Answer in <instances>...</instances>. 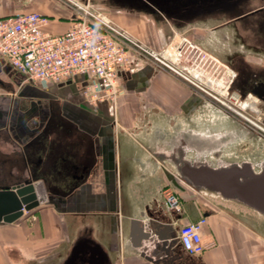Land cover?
I'll return each instance as SVG.
<instances>
[{
  "label": "crops",
  "instance_id": "1",
  "mask_svg": "<svg viewBox=\"0 0 264 264\" xmlns=\"http://www.w3.org/2000/svg\"><path fill=\"white\" fill-rule=\"evenodd\" d=\"M84 1L157 41L147 14L163 16L151 10L153 0ZM32 10L49 15L53 34L64 32L75 13L63 0H0V18ZM118 75L116 101L91 103L88 74L43 86L0 57V180H6L0 185L39 178L50 196L0 223V264L3 244L20 248L29 264H62L86 237L107 252V264H264V214L214 197L180 170L183 161L200 162L207 153L205 143L188 137L208 126L200 117L204 94L151 59L130 57ZM170 187L181 197V212L167 207ZM202 217L206 247L191 254L179 243V225ZM150 222L176 240L168 254L144 239L155 230Z\"/></svg>",
  "mask_w": 264,
  "mask_h": 264
},
{
  "label": "built area",
  "instance_id": "2",
  "mask_svg": "<svg viewBox=\"0 0 264 264\" xmlns=\"http://www.w3.org/2000/svg\"><path fill=\"white\" fill-rule=\"evenodd\" d=\"M63 1L75 13L71 25L61 33L49 32L46 29L50 22L49 15L37 10L0 18V57L6 58L12 68L27 80L47 86L51 81L66 80L75 74L85 73L89 75L85 93L91 103L106 99L115 102L119 94V67L130 57H145L159 61L183 78L193 81L187 75L190 72L188 66L175 69L171 64L173 54L178 59L184 55L180 46H176L175 51L170 47L157 50L90 2ZM252 123L264 136V124L259 121ZM165 195L170 210H183L181 197L175 190L167 189ZM205 222L206 218L202 217L198 221L180 224L178 239L184 250L200 254L205 249Z\"/></svg>",
  "mask_w": 264,
  "mask_h": 264
},
{
  "label": "flooded vegetation",
  "instance_id": "3",
  "mask_svg": "<svg viewBox=\"0 0 264 264\" xmlns=\"http://www.w3.org/2000/svg\"><path fill=\"white\" fill-rule=\"evenodd\" d=\"M252 1L153 0L151 7L152 11L160 13V16H163L162 18L165 17L163 15L164 12L166 17L173 20L178 28L183 27L182 25L187 22H209L213 24L211 32L217 35V37L214 39L210 38L202 46L210 50L217 58L224 60L235 70L227 88L230 90L228 94L233 91L232 93H235L237 97L235 98V95L232 96L231 93L229 97L227 96V100L229 99L232 103L240 107H243L242 105L248 102L247 107L259 112L258 121L264 124V64H260V61H264V7L250 8L249 4ZM261 1L264 2V0ZM226 29L228 32H224ZM185 40L193 48H196V52L201 53L200 51L202 49L200 50L199 46L192 44V41L188 38ZM254 57L259 58V62ZM210 89L214 90L215 88L211 86ZM211 90L209 93L212 94ZM216 91L219 94L223 92L222 89H220V92L218 90ZM203 94L204 97H207L205 93ZM232 97L236 100L232 101ZM207 98L210 99L209 97ZM213 98L219 103L224 104L220 96ZM225 111L227 112V114L225 113L226 116L233 118L235 121L233 123L234 127L231 129L232 132L238 129L248 134L255 133L256 129L251 121L246 118V121L239 118L238 115L241 116V114L235 111L234 113L237 115L228 110ZM221 133L220 128L218 130H212L207 126L203 131L190 132L188 137L190 142L199 141L205 143L204 150H207V153L211 156L209 154L207 155L218 160L223 156L230 157L226 151L231 150L232 147L236 149L232 154L237 155V150H240L237 144L238 142L231 143V145L228 144L221 149L219 148L218 144L221 140ZM211 140L213 141V146H210ZM243 149L247 148H241V150ZM249 157V159H252V156ZM253 157L259 156L254 155ZM263 159L264 157L261 156L260 160ZM25 179L17 178L10 182L9 180L7 181L10 184H16L23 182ZM5 181L0 180V183H4ZM89 257V249L79 251L78 253L73 250L62 264H88Z\"/></svg>",
  "mask_w": 264,
  "mask_h": 264
},
{
  "label": "water",
  "instance_id": "4",
  "mask_svg": "<svg viewBox=\"0 0 264 264\" xmlns=\"http://www.w3.org/2000/svg\"><path fill=\"white\" fill-rule=\"evenodd\" d=\"M250 136L251 134L238 129L234 132L222 131L218 145L221 149L230 142L234 143ZM212 143L211 140L210 146H213ZM207 154L209 153L202 155L204 158L200 162H182L180 170L185 181L193 186L210 190L223 199L242 203L264 214V159H231L223 156L218 160ZM49 197L45 181L39 178H26L20 183L0 185V223L17 220L25 210L47 202ZM146 212L152 218L159 216L149 210ZM141 214L145 217V212ZM150 223L155 230L148 231L144 239L153 241L152 247L168 254L172 243L176 240L171 239L168 232L159 229L155 222ZM171 230H174V227ZM154 235L157 241L153 240ZM88 249L90 254L88 264H107L109 260L107 252L93 239L80 240L74 251L78 253Z\"/></svg>",
  "mask_w": 264,
  "mask_h": 264
},
{
  "label": "rangeland",
  "instance_id": "5",
  "mask_svg": "<svg viewBox=\"0 0 264 264\" xmlns=\"http://www.w3.org/2000/svg\"><path fill=\"white\" fill-rule=\"evenodd\" d=\"M261 6L264 7V2L261 0H253L249 4L250 8H258ZM142 14H144V12H142ZM156 14L160 15V13H157V12ZM147 15L150 17L149 20L147 21L149 22V25H151L152 27L151 29L149 28L148 32H150L151 36L155 37V41L157 40L156 42L152 40V42H154L153 43L154 45L147 42L148 40L146 41L142 39L140 35L134 32L133 30L125 26H122L120 24L119 25L126 28L127 30H129V32H131L138 39L147 43L148 45H150L151 47L157 50H161L164 47H170L171 50L175 51L176 46L181 47L182 53L184 55H182L178 59L177 57H175V54H173L171 64L175 67V69L176 68L180 69V66L183 67L184 65L188 66V68L190 69V72H187V75L190 76V78H192L193 81H189L183 78L175 70H172L164 66L159 61H156V62L161 64L163 67H165L167 70H169L173 74L179 76L186 82L198 88L202 93H205L206 96L210 98L208 99L207 97H204L205 98V108L202 113V116H200L202 122H205L206 125L208 126L215 125L216 127H219L221 132L222 131L230 132L232 127H234L233 123L235 121L233 118H228L226 116L227 112L225 110H228L231 113H234V111L237 113L240 112L244 116L238 115L239 118L245 120V118L247 117L248 120L250 119L251 122L252 121L258 122L259 112L254 111L247 106L244 107L243 106L244 104L242 105L243 107H240L232 103L229 99L227 100V96L229 97L230 94L233 92L232 91L230 94H228V91L230 90H228L227 85L230 79L232 78L235 70L224 60L217 58L210 50L202 46L205 41L207 42L208 40H210V38L214 39L215 37H217V35L211 32L212 26H213L212 23H209V22L207 23H201V22L188 23L187 22V23H184V25H182L183 27L178 28L173 20L166 17V14L164 12H163V15L165 16L164 18H155L153 17L152 13L147 14ZM224 32H228V30L226 29ZM184 38L190 39L192 41V44L194 45L196 44L197 46H199L200 50L202 49V51H200L201 53L199 54V52H196V48H193L189 44L188 41L186 42ZM249 57L251 58V56ZM255 58L256 57H254V59ZM145 59L147 60L149 58L144 57V60ZM256 59H257V62H259L258 60L259 58H256ZM260 64H264V61L263 62L260 61ZM195 76H197V78H195ZM211 86H213L215 89L211 90L210 89ZM118 89H119V85H118ZM220 89L223 90L222 94H219L216 91L218 90V92H220ZM210 90L212 94L209 93ZM209 94L212 95L213 97L220 96L224 104L219 103ZM231 95L234 96L235 93H232ZM235 100L236 99L232 97V101H235ZM256 131L255 133H252L249 138H243V139H240L239 141H236L235 143L238 142L237 144H238V147H240V150L243 147L247 149H243L241 151L237 150L238 152L237 155H234L232 153L236 151V149H234L235 147H232L231 150L229 149L226 151L228 155L230 156L229 158L231 159L248 158L249 159L250 158L249 156H252L251 157L252 160H260L261 156L264 157V136L257 129ZM229 145H231V142ZM254 155L259 156V157H253ZM173 188L174 187H170V189H173ZM213 196L218 197L219 199H222V200H226L218 195H213ZM2 247H3V254L5 256L4 258L5 264H29V261L27 262V259L25 258L23 259L20 248L16 246H12V245L4 246V244L2 245ZM53 262L54 260L48 259L46 264H52ZM31 263L36 264L37 261L33 260L31 261ZM41 263L44 264L43 261Z\"/></svg>",
  "mask_w": 264,
  "mask_h": 264
},
{
  "label": "bare ground",
  "instance_id": "6",
  "mask_svg": "<svg viewBox=\"0 0 264 264\" xmlns=\"http://www.w3.org/2000/svg\"><path fill=\"white\" fill-rule=\"evenodd\" d=\"M195 73H196V72H195ZM195 75H196V74H195ZM228 78H229V77H228ZM236 97H237V96L235 95V98H236ZM247 103H248V102H245L243 106H244V107H245V106H248Z\"/></svg>",
  "mask_w": 264,
  "mask_h": 264
}]
</instances>
